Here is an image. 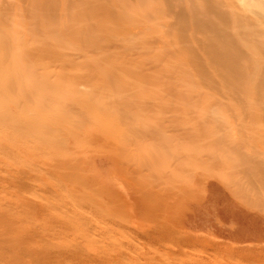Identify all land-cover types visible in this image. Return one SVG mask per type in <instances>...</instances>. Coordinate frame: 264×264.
Here are the masks:
<instances>
[{
  "label": "rangeland",
  "instance_id": "1",
  "mask_svg": "<svg viewBox=\"0 0 264 264\" xmlns=\"http://www.w3.org/2000/svg\"><path fill=\"white\" fill-rule=\"evenodd\" d=\"M69 1L0 0V264H264V60L223 79Z\"/></svg>",
  "mask_w": 264,
  "mask_h": 264
},
{
  "label": "bare ground",
  "instance_id": "2",
  "mask_svg": "<svg viewBox=\"0 0 264 264\" xmlns=\"http://www.w3.org/2000/svg\"><path fill=\"white\" fill-rule=\"evenodd\" d=\"M113 1L116 5L112 7V10L109 9L110 11H106L105 13H103V15L105 14V17L108 16L109 18H112L118 25H124L127 23L130 24L131 28L136 29V33L143 35L144 40H146L145 43L151 45L152 47H165L166 50L164 53V57H185L199 65L207 62L214 63L217 66L215 70L218 71V74L221 78L231 76L251 78L262 74V71L256 70V68L253 66H242L241 62H247L249 64L253 62H262L264 60V0ZM34 5L35 6L32 8L36 7V10L32 9V12H30L31 15L30 13L29 15L35 22H41L45 18V16L43 15L44 13L45 15L49 16L56 13V6L53 7L51 4H42L41 2L40 5L36 3ZM38 8H41L45 11L43 13L41 12V15H43V19L40 18L41 16H39V12L33 13V11H38ZM65 8L66 7H64V9ZM12 9L13 8L11 6V10ZM62 9H60V11H62ZM67 9L63 10V12H66ZM64 15L66 16L68 14L64 13ZM81 15L82 14H80V17H82ZM11 16L13 17L15 16V14H11ZM65 18L69 19L67 17ZM35 22L33 23L35 24ZM44 22L45 21L43 20V23ZM13 23H11L10 25H12ZM84 23L85 22H83V26L85 25ZM82 31L84 32V30ZM57 32L59 33L61 31ZM49 33L50 31L48 32V34ZM41 34L43 33L41 32ZM48 34L43 36L46 40L50 39V37L56 38L58 36V34ZM62 36L60 35V38ZM79 36L84 37L85 35L83 34ZM61 39L64 40L63 37ZM241 162L245 161L242 160ZM248 163H245V165ZM245 169L248 170V168ZM245 174L248 173L245 172ZM249 181L251 182V180ZM238 182L239 181H237V183ZM261 182H263V180ZM243 188L245 189L244 186ZM241 191L242 190H240L239 194H241Z\"/></svg>",
  "mask_w": 264,
  "mask_h": 264
}]
</instances>
